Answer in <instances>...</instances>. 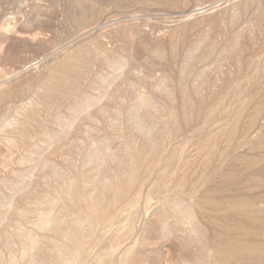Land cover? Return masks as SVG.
Wrapping results in <instances>:
<instances>
[{
  "label": "rangeland",
  "instance_id": "rangeland-1",
  "mask_svg": "<svg viewBox=\"0 0 264 264\" xmlns=\"http://www.w3.org/2000/svg\"><path fill=\"white\" fill-rule=\"evenodd\" d=\"M263 237L264 0H0V264H255Z\"/></svg>",
  "mask_w": 264,
  "mask_h": 264
},
{
  "label": "bare ground",
  "instance_id": "bare-ground-1",
  "mask_svg": "<svg viewBox=\"0 0 264 264\" xmlns=\"http://www.w3.org/2000/svg\"><path fill=\"white\" fill-rule=\"evenodd\" d=\"M238 207H239V206H238ZM247 211H248V209H247ZM255 211H256V210H255ZM258 225H259V224H258ZM258 225H257V226H258ZM262 225H263V224H262ZM240 234H241V233H240ZM244 235H245V234H244ZM242 236H243V235H242ZM247 236H248V235H247ZM247 236H246V237H247ZM251 236H252V235H251ZM254 236H255V235H254ZM257 236H258V234H257ZM243 237H245V236H243ZM248 237H249V236H248ZM252 238H253V237H252ZM252 238H251V239H252ZM263 238H264V237H263ZM242 239H243V238H242ZM242 239H241V240H242ZM246 239H247V238H246ZM253 239H254V240H257V239H255V238H253ZM243 240H245V239H243ZM259 240H260V239H259ZM259 240H258V242H254V244L252 243V244H253V246H252L253 249H251V250H253V251H254V250H255V251L258 250V251H259V250L264 246V245H263V242H261V241H259ZM248 241H249V240H248ZM242 242H245V241H242ZM245 244H246V243H244L243 246H244ZM200 247H201V246H200ZM233 247H234V245H233ZM244 248H245V247H244ZM248 249H249V248H248ZM255 251H254V252H255ZM241 252H242V251H241ZM242 253H243V252H242ZM252 253H253V252H252ZM252 253H251V254H252ZM256 253H257V252H256ZM245 254H246V253H245ZM241 255H242V254H241ZM198 256H199V255H198ZM205 256H207V255H205ZM205 256H204V258H205ZM229 256H230V254H229ZM229 256H228V257H229ZM258 256H260V255H258ZM228 257H227V258H228ZM242 257H243V256H242ZM195 258H196V257H195ZM195 258H192V259L195 261V260H196ZM200 258H202V257L200 256ZM204 258H203V262H204V260H206V259H207V261H208V257H206L205 259H204ZM186 259H189V258H186ZM192 259H191V260H192ZM228 259H229V258H228ZM234 259H235V258H234ZM263 259H264V258H263ZM191 260H190V261H191ZM198 260H200V259H198ZM224 260H225V259H224ZM253 260H254V259H253ZM186 262H187V261H186ZM205 262H206V261H205ZM205 262H204V263H205ZM194 263H196V262H194ZM254 263H255V264H264V260H262V258H260V257H257L256 260L254 261Z\"/></svg>",
  "mask_w": 264,
  "mask_h": 264
}]
</instances>
